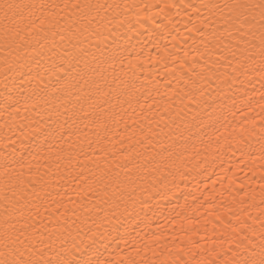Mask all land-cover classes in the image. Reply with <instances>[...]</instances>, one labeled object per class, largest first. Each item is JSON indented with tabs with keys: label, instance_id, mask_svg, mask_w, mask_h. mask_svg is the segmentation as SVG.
I'll use <instances>...</instances> for the list:
<instances>
[{
	"label": "bare ground",
	"instance_id": "1",
	"mask_svg": "<svg viewBox=\"0 0 264 264\" xmlns=\"http://www.w3.org/2000/svg\"><path fill=\"white\" fill-rule=\"evenodd\" d=\"M20 2L60 7L52 10L57 13L58 23L53 26L37 21L30 32L24 33V40L9 47H5L0 33V173L6 162L14 161L11 174L22 171L25 181L19 189L9 185L6 190L5 177L0 176V225L4 219V195L12 198L15 190L17 196L9 203V211L17 216L23 211L27 216L30 202L35 200L27 182L48 170V158L54 157L58 148L67 154L71 144L76 146L71 164L61 162L59 174L53 164L47 178L53 197L59 200L62 196L69 209L74 207L69 198L77 200L76 185L60 176L65 165L75 168L77 163L85 167L86 173L89 169L95 171L99 164L102 169L120 172L121 178L131 170L137 197L135 218L121 217L125 227L119 232L108 235L104 227L91 221L92 231L82 226L77 259L84 254L92 258L93 264H195V259L215 256L210 253L213 248L218 252L228 249L233 229L239 230L245 223L255 222L258 226L255 218L264 208V101L260 99L264 88L257 73L201 79L204 61L210 64L219 55L209 58L207 40L195 30L202 27V19L210 18V12L202 7L209 0ZM74 4L119 5L101 9L99 15L93 11L89 17L93 28L103 32L105 45L116 48L118 53L114 63L106 65L107 81H101L103 93H111L103 97L110 101L104 105L107 114L97 119V109L92 116L97 125L103 120L106 129L87 119H77L74 128L64 125L62 144L58 131L54 140L49 138V149L44 133L50 127L58 129V124L45 101L61 95L52 88L57 75L62 74L60 57L66 55L65 49L79 54V47L96 52L99 42L91 30L71 37L70 29L74 31L79 26L80 18ZM36 15L41 13L37 11ZM56 32L65 39L54 36ZM84 59L90 60L91 56L81 58V67ZM193 66L194 72L190 71ZM225 71L232 74L231 68H221V72ZM130 79H135V88L129 90L133 93L131 106L121 84ZM193 81L198 83L194 86ZM86 92L87 89L80 95ZM82 103L91 111V101ZM63 121L64 117H60L59 122ZM29 161L31 169L27 167ZM20 162L26 165L22 169ZM25 188L29 195L21 200ZM50 212L41 207L36 221L43 220L52 228L47 219ZM57 215L52 213L53 221ZM38 227L43 230V225L38 223Z\"/></svg>",
	"mask_w": 264,
	"mask_h": 264
},
{
	"label": "snow or ice",
	"instance_id": "2",
	"mask_svg": "<svg viewBox=\"0 0 264 264\" xmlns=\"http://www.w3.org/2000/svg\"><path fill=\"white\" fill-rule=\"evenodd\" d=\"M59 7L55 4L38 5L23 3L20 0H0V33L3 35L5 47L24 40V33L30 32L37 21L40 24L47 21L54 26L58 21H56L57 13L52 10ZM64 7L67 8L68 5L65 4ZM72 7L79 10L80 18L79 26L74 31L70 29L71 37L75 38L78 33L82 34L85 30H91V34L99 42L95 46L96 52L90 53L87 49L79 47V54L65 49L66 55L60 57L61 64L58 67L62 74L57 75L52 88L54 92L61 93V95H53L50 100L45 101L53 109L52 115L57 118L58 129L50 127L44 133L45 143H49L50 137L54 140V133L58 131L62 144L64 142V125L68 124L69 128H74L77 119H87L93 125L106 129L103 120H100L97 125V120L92 119V116L97 109L100 110L97 119L107 114L104 105L109 104L110 101L103 97L111 93H103L101 81H107L105 73L108 69L106 65L114 63L118 53L116 48L105 45L103 32L100 28H93L92 19L89 17L93 11L99 15L101 9L118 8L119 5L74 4ZM202 7L207 9L211 15L207 21L202 19L200 21L202 27H197L195 30L207 40L205 49L209 58L216 53L219 55L210 64L208 60L204 61L201 79L210 81L212 76H216V79L220 80L221 76L234 78L235 75L248 76L250 73H257L261 87L264 88V0H209ZM37 11L41 13L40 16L36 15ZM209 29L211 31L205 37L206 31ZM53 35L60 36L61 41L65 39V36L60 32L53 33ZM201 43H204V40ZM89 55L91 59H84L83 67H81V58ZM221 68H231L232 74L230 75L227 71L221 72ZM190 71H195L194 66ZM218 73L219 75H217ZM132 75L135 77V72ZM185 82L187 83V81ZM197 83V81H193L194 86ZM121 84L125 86V92L129 96L128 103L131 106L133 93L129 90L135 88V79L121 81ZM168 86H171V81H168ZM86 89L87 92L82 97L80 93ZM45 94H47L46 91ZM260 99L264 101V92L261 93ZM82 101H91L89 104L91 111L84 108ZM167 110L165 108V111ZM81 113L83 115H80ZM60 117H64L63 123L59 122ZM112 119L115 122L114 115ZM69 121L71 124L68 123ZM85 127L88 125L85 124ZM71 134L69 133V135ZM85 138L87 139V133H85ZM51 148L52 144L49 143V149ZM80 149L83 150L82 144ZM75 150L76 146L71 144L67 154L62 148H58L57 154L48 158L50 161L47 165L48 170L42 175H39L40 165L37 164L39 178L27 182L31 194L35 197V200L30 202L32 207L28 209L27 216L23 211H20L18 216L9 211V203L17 196L15 190L12 191V198L4 195V219L0 225V264H93L92 258L87 255L82 254L79 259L76 258V252L80 251L82 247L81 243H77V238L83 230L82 226L88 227L89 231H92L89 226V221H91L93 225L104 227L105 232L111 235L125 227L121 217L131 215L133 219L135 218L133 214L136 213L137 197L135 196L136 188L133 186L135 180L129 174L131 170L121 178L120 172L111 168L102 169L99 164L95 171L89 169L87 173L85 167L79 163L75 168L65 165L64 173L60 179H65L76 185L77 200L72 201L69 198V202L74 205L69 209L62 196L59 200L52 196V193L48 191L50 183L47 179L49 173L52 172V165H56V174H59V164L65 160L71 164L72 153ZM24 159L21 154V161ZM12 163L14 161L6 162L4 171L0 173V176L5 177L6 190L9 185L13 189H19L25 184L22 171L14 175L11 174ZM25 166V163H19L21 169ZM27 167L31 169L30 161ZM123 167L126 168L127 165ZM28 195L29 191L25 188L19 199L23 200ZM56 195L60 196L61 194L57 193ZM49 198H51L50 203ZM53 205L54 207H52ZM12 207L15 208L14 203ZM41 207H45V211L51 209L47 219L53 224L52 228H49L48 224H44L43 220L36 221L35 218L41 215ZM61 208L64 211L61 212ZM69 211H71V215H68ZM52 213H58L55 221L52 220ZM255 220L259 221L258 226H255V222L253 225L245 223L241 229H233V238L229 242L228 249L218 252L213 248L210 253H215V256L195 259V264H264V208L261 209L260 217ZM38 223L43 225V230L38 227ZM156 239L158 240L159 237ZM97 264H103V262L97 261ZM129 264H133V262H129ZM160 264H167V261H160ZM173 264H177V262L173 261ZM183 264H189V262H183Z\"/></svg>",
	"mask_w": 264,
	"mask_h": 264
}]
</instances>
